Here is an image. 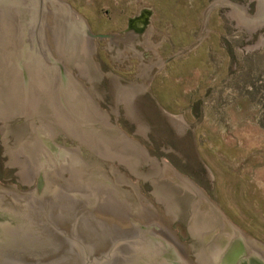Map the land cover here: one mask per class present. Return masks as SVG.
Masks as SVG:
<instances>
[{
  "label": "water",
  "instance_id": "obj_1",
  "mask_svg": "<svg viewBox=\"0 0 264 264\" xmlns=\"http://www.w3.org/2000/svg\"><path fill=\"white\" fill-rule=\"evenodd\" d=\"M256 1V12L246 8ZM239 6L213 0L202 13L195 43L162 61L156 51L166 42L154 33L152 7L141 3L116 35L92 34L86 20L61 0H0V136L5 168L27 192L0 186V264H264V246L232 225L194 183L163 159L149 157L137 142L117 128L123 117L133 135L148 139L146 117L158 112L181 138L192 133V151L213 189V175L197 156L194 131L180 115H169L150 92L151 81L172 59L188 55L208 37L209 15L225 13L235 33L245 34L243 55L263 47L264 0ZM249 10V9H248ZM112 64L124 70L129 59L140 63L137 81L128 83L110 71L102 73L92 56L93 40ZM103 77L109 78L110 111L100 109ZM64 134L80 144L65 148L53 142ZM149 182L169 224L187 227L190 241L180 243L155 206L139 193Z\"/></svg>",
  "mask_w": 264,
  "mask_h": 264
},
{
  "label": "rangeland",
  "instance_id": "obj_2",
  "mask_svg": "<svg viewBox=\"0 0 264 264\" xmlns=\"http://www.w3.org/2000/svg\"><path fill=\"white\" fill-rule=\"evenodd\" d=\"M61 1L86 20L92 34L103 35L125 32L127 20L137 15L139 3L145 8L152 7L154 33L167 37L162 47L156 49L162 61L195 43L201 32L202 13L213 3V0ZM228 1L239 6L249 3V0ZM229 10H213L208 19V37L193 52L168 62L150 85L158 105L169 115L183 113V120L193 128L197 156L213 175V189L192 151L191 131L185 130L179 138L160 113H151L146 121L152 147L139 135H133L135 127L123 117L122 105L118 106L117 128L129 140L139 143L156 162L163 159L177 174L187 177L232 225L264 246V41L262 49L243 55L238 47H245L246 37L242 32L235 33L225 15ZM246 11L254 16L256 1L248 4ZM93 41L97 45L92 59L102 73L110 71L128 83H142L135 77L140 63L137 59H129L132 67L124 70L121 64H112L103 50L106 39ZM101 89L105 93L99 101L100 109H114L109 78L103 77ZM53 142L65 148L80 147L64 134L57 135ZM3 153L0 141V186L12 185L19 192L32 190L37 181L30 188L17 183L20 179L14 174L18 169L4 167L8 157H2ZM112 167L126 178L138 181L125 166L114 162ZM138 187L140 195L157 208L163 223L177 232L180 243L190 241L187 227L178 222L169 224L163 205L148 194L153 191L149 182L143 184L139 180Z\"/></svg>",
  "mask_w": 264,
  "mask_h": 264
},
{
  "label": "bare ground",
  "instance_id": "obj_3",
  "mask_svg": "<svg viewBox=\"0 0 264 264\" xmlns=\"http://www.w3.org/2000/svg\"><path fill=\"white\" fill-rule=\"evenodd\" d=\"M164 222V221H163ZM167 223V222H166ZM165 224V223H164ZM166 225V224H165ZM167 226V225H166Z\"/></svg>",
  "mask_w": 264,
  "mask_h": 264
}]
</instances>
